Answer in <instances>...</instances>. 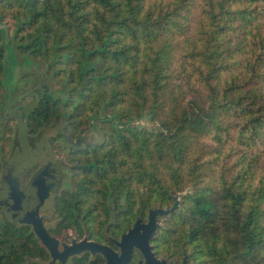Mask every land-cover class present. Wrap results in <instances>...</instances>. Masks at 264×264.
Wrapping results in <instances>:
<instances>
[{"label": "trees", "instance_id": "obj_1", "mask_svg": "<svg viewBox=\"0 0 264 264\" xmlns=\"http://www.w3.org/2000/svg\"><path fill=\"white\" fill-rule=\"evenodd\" d=\"M23 1V48L74 64L59 70L67 104L88 110L73 119L101 115L103 140L121 143L102 157L120 220L126 200L138 216L191 185L168 223L199 264H264V0ZM8 68L5 53L4 87ZM46 93L39 119L58 109ZM141 117L151 128L131 123ZM0 264L99 259L52 262L33 231L0 215Z\"/></svg>", "mask_w": 264, "mask_h": 264}, {"label": "flooded vegetation", "instance_id": "obj_2", "mask_svg": "<svg viewBox=\"0 0 264 264\" xmlns=\"http://www.w3.org/2000/svg\"><path fill=\"white\" fill-rule=\"evenodd\" d=\"M16 29L17 19L12 33H8V27L0 22V57L4 59L6 53L11 58L8 60L6 87L3 85L6 80L0 75V138L8 139L7 143L0 145V215L27 226L34 234L33 224L41 223L50 236L58 240L57 248L61 250L63 244L70 243L73 238L66 241L65 234L59 236V233L68 229L79 215L82 223L89 222L87 215L92 206L82 209L80 204L87 194L95 192L92 186L99 176H93L90 181L94 182L90 185V181L87 184L81 177L72 179V175L73 170L83 171L86 167L99 171L105 129L101 124V115L89 118L88 124L85 121L82 123L81 118L73 119V115L84 114L87 110L73 111L67 104L72 82L66 75L61 76V67L56 66L51 55L44 59V52L39 54L34 53L32 47L23 48L24 32L22 28ZM1 34L6 37V46ZM37 56L42 57V70L37 69L38 63L34 61ZM14 76V82L10 83ZM46 92H52L54 98L59 99L58 109L39 119L37 115L44 111L36 110L35 106L41 100L46 102ZM105 213L108 214L109 210L106 209ZM115 214L119 216L118 211ZM19 216L23 219L17 220ZM138 217L146 221L147 214L145 218L134 216L131 222L126 221L115 236L103 233L101 239L88 235L80 239L86 237L105 244L119 254L117 241ZM81 254H86L88 260L98 258L99 264L106 262L101 252L92 253L90 250L69 255L63 261ZM155 256L164 258L165 264H182L184 260L185 264H197L192 262L195 256L191 252H183L176 258L156 253ZM141 258V252L133 247L123 264H137ZM141 264H145L144 261Z\"/></svg>", "mask_w": 264, "mask_h": 264}, {"label": "rangeland", "instance_id": "obj_3", "mask_svg": "<svg viewBox=\"0 0 264 264\" xmlns=\"http://www.w3.org/2000/svg\"><path fill=\"white\" fill-rule=\"evenodd\" d=\"M28 5L29 4L25 3L23 0H0V15H1L0 22L1 24H4L8 27V33H12V29L14 28L16 24V16L22 18V15L26 13L28 10ZM25 26H26V30H32V24H26ZM21 31L22 33L25 32L24 30H21ZM62 33L64 35H68L70 31L65 30ZM65 48L70 49V47L67 46L60 50H63ZM6 58L9 61L11 59L7 55H6ZM34 61L38 63L37 69L42 70L43 69L42 57L40 56L34 57ZM13 64L14 63L12 62L11 65ZM60 65L62 68L66 69L70 66H73L74 64H71L66 59L62 61ZM14 80H15V76L12 78L10 83L14 82ZM69 105L71 106V108L73 107V105L71 104ZM81 111L84 112V109H82ZM131 123L140 124L147 128H151V125H152V122H150L148 119L143 118V117L137 118V119L135 118ZM101 124L103 125L105 130L110 129V127H108L107 125H104L103 123ZM107 137L108 135H106V138ZM2 142L7 143L8 139L6 137H2L0 138V145L4 144ZM115 146H121V143L115 144L113 141H105V144L101 148L102 150L101 156L103 157L106 153H109L110 151L116 154L118 151ZM109 149H112V150H109ZM127 152L128 151L124 150L122 153L126 154ZM95 156L96 155L94 154L93 157ZM106 165L107 164L105 163L103 164V161H100L99 171H97L95 168H92L91 170H89L87 167L83 171L79 169L73 170L72 179L81 177L86 180L87 184H89L88 181H90V179L93 176H99V179L92 186L95 192L87 194L86 199L82 201L80 204L82 209L92 206V209L87 215L89 222L82 223L81 215H79L78 218L72 221L73 224L70 225L68 229L61 231V233H59V236L65 234L64 239L66 241H69L72 238L80 239L81 237L87 236V235L95 239L97 238L101 239L103 237V233H107L111 236L113 235L115 236L120 232L121 230L120 228L126 224L125 223L126 221L131 222L133 220V217L135 214V211H134L135 206L133 205L131 200L130 202L126 200L125 204L123 205V208H125L128 213L124 217H122V220H120V215L118 216L115 214V212L119 210V208H117L115 204V201L112 199L109 201L105 200L104 193L106 191V185H111L108 172H104L105 168L106 169L109 168ZM104 166L106 167L103 168ZM114 175H116V173ZM92 182L94 181H90V185L93 184ZM191 190H192L191 185L181 190L174 188L170 190L171 199L169 203H166L164 205H157L155 203L152 204V206L154 205L161 206V207L170 206L173 202L174 193H178L179 198L181 199L180 207L178 209H176L172 213L167 214L164 217L159 218V226H158L157 232L154 234L152 238V243H151L153 250L155 251L156 254L163 256V257L176 258L179 254H182L183 252H189L188 250L190 249V246L186 245L185 247V244H183L182 241H179V239H176V235H177L176 231L172 227L169 228L170 224L168 223V219H169V215L175 212H178V210H180L181 205H182L183 196H185ZM135 193H139V190H134V194ZM106 207H108V210H109L108 214L105 213ZM149 208H147L142 213L140 212L138 216L145 218ZM112 220H115V221L111 223ZM191 260L192 262H196L197 264H199L202 259L196 256V257H192ZM206 261L207 262L205 264H217L215 260L210 259V258L206 259Z\"/></svg>", "mask_w": 264, "mask_h": 264}, {"label": "water", "instance_id": "obj_4", "mask_svg": "<svg viewBox=\"0 0 264 264\" xmlns=\"http://www.w3.org/2000/svg\"><path fill=\"white\" fill-rule=\"evenodd\" d=\"M180 201L179 194L174 193L173 202L170 206L161 207L154 205L148 209L146 221H142L139 217L136 218L133 225L126 232L122 233L120 240L117 241L120 247L119 254L109 246L94 240H88L86 237L78 241L73 239L70 243L63 244L62 249L59 250L57 248L58 240L50 236L41 223L35 222L33 229L41 243L49 250L52 262L56 259L63 261L69 255L90 250L92 253L101 252L106 258L105 264H123L128 259L131 249L136 247L142 254V258L138 260L137 264H141L142 261L145 264H165L164 258H157L155 256L150 240L157 232L159 218L178 209L180 207ZM22 219L21 216L17 218V220ZM182 264H185V260Z\"/></svg>", "mask_w": 264, "mask_h": 264}]
</instances>
